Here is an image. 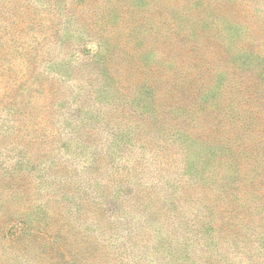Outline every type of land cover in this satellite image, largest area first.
<instances>
[{
  "label": "rangeland",
  "instance_id": "374dc122",
  "mask_svg": "<svg viewBox=\"0 0 264 264\" xmlns=\"http://www.w3.org/2000/svg\"><path fill=\"white\" fill-rule=\"evenodd\" d=\"M263 107L264 0H0V264H264Z\"/></svg>",
  "mask_w": 264,
  "mask_h": 264
},
{
  "label": "trees",
  "instance_id": "16d2710c",
  "mask_svg": "<svg viewBox=\"0 0 264 264\" xmlns=\"http://www.w3.org/2000/svg\"><path fill=\"white\" fill-rule=\"evenodd\" d=\"M193 44L194 43H192V44L189 43V45H188L186 42H183V43L180 44V47H179V54L182 57V61H181V63L179 65L181 67H186V65H187L186 63H189L188 66L186 67L187 71H186L185 78L191 84L195 83V78L197 77L195 75V70H196L197 63L200 61L199 59L196 58V56L199 55V54L200 55H204V51L201 50L200 47H196ZM214 56L215 55H212L211 57L209 56V60H210V58L212 59ZM236 80H238V79H236ZM240 80L242 81L241 84L235 83L234 86L236 87V89H240L241 86H242V87H244V91H245L246 86L244 85L243 82L244 81L245 82H250V79L249 78L245 79V78H243L241 76ZM248 85L250 86L251 82ZM262 112L263 111L261 109L260 112H258L257 116L260 117L262 115ZM228 143H229V141H228ZM236 144H238L237 148L241 149V151L249 152L250 154L255 155L256 154V152H255L256 147L257 146L260 147V145H262V144L264 145V135H263V138H261L259 141H256V140H251L249 142L241 141V142H237ZM253 155H249V156L251 157ZM263 187H264V182L263 181L259 182L258 185H257V188L261 189Z\"/></svg>",
  "mask_w": 264,
  "mask_h": 264
}]
</instances>
